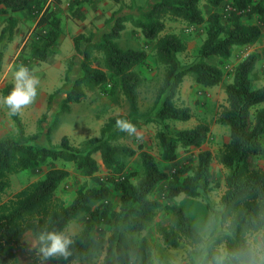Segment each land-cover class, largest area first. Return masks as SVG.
I'll return each mask as SVG.
<instances>
[{
  "label": "trees",
  "instance_id": "1",
  "mask_svg": "<svg viewBox=\"0 0 264 264\" xmlns=\"http://www.w3.org/2000/svg\"><path fill=\"white\" fill-rule=\"evenodd\" d=\"M224 2L207 0L216 10ZM200 3L201 0H156L143 18L132 15L116 17L111 31L105 33L99 42L95 41L93 34L81 33L75 37V51L82 58V75L66 93L58 116L69 113L71 106L85 101L89 93L108 86V94L119 92L130 108L129 115L111 118L102 127L100 136L90 139L84 148L74 146L67 136L57 147L30 144L20 112L10 115L17 128L18 139L0 141V261L13 264L17 258L14 250L23 245L28 234L37 239L42 232H64L73 220L84 215V229L71 238L70 257L65 259L57 255L45 260L38 242V246L28 252L32 263L154 264L147 240L143 238L136 243L133 238L144 232L164 207L171 214V222L168 226H160L158 232L167 247L179 249L183 240L192 246L204 242L185 210L179 205L164 206L162 199L174 202L182 194L197 198L207 193L213 184L212 152L204 150L198 153L193 173L191 169H184L170 176L160 168L151 153L122 143L128 132L120 131L116 124L118 119H124L136 129L141 125L139 95L145 79L139 67L147 64V53L145 50L121 48L118 41L126 23L140 30L146 42L154 43L157 60L166 69L157 94L160 108L154 120H146L147 123L157 122L165 126L169 121L188 122L193 118L190 107L177 104L187 76H194L197 84L204 88L219 86L224 81V70L220 65L209 63L208 59H230L235 47L254 44L263 36L264 1L232 0L229 5L234 11L227 18V23H223L218 11L205 17ZM21 11H27L30 18L37 21V27L47 30L43 37L31 43L29 58L53 62L63 37L61 15L47 7L43 0H0V16ZM244 16H257L259 22L246 24ZM169 18L191 26L207 25L206 39L200 47L197 62L189 66L181 63L179 54L187 50V45L181 36L165 33ZM16 28L17 20L8 17L0 42L12 43ZM257 62V55H249L237 65L232 81L226 85V105L217 117V123L230 130V140L217 156L219 163L228 171L222 210L217 214L225 230L209 243L197 264H215L218 256L225 257L226 264H240L232 256L239 251L251 253L258 264L264 261L250 242L252 236L261 235L264 250V168L257 163L264 154V85L256 86L252 80ZM13 88L14 84L7 85L3 89V97L9 95ZM52 102L50 95L48 111L52 109ZM6 109L9 113L7 106ZM210 133L211 126L207 122L180 130L171 138L163 131L158 132L162 160L174 162L180 150L203 147ZM96 154H100L109 179L94 187L78 189L71 202L58 195L60 185L71 175L63 167L49 169L41 179L30 183L8 201H2L10 187L11 176L43 167L49 162L73 164L78 175L84 178L95 176L101 169ZM136 156L142 173L134 183L133 173H127V164ZM163 182H167V186L162 189V196L153 198ZM112 189L120 194L119 209L111 202ZM94 202H99L97 208H93ZM96 224L108 226L111 232L106 247L100 246L93 238Z\"/></svg>",
  "mask_w": 264,
  "mask_h": 264
},
{
  "label": "rangeland",
  "instance_id": "2",
  "mask_svg": "<svg viewBox=\"0 0 264 264\" xmlns=\"http://www.w3.org/2000/svg\"><path fill=\"white\" fill-rule=\"evenodd\" d=\"M155 1L123 0L122 3L117 4L111 0H43L47 7L57 12L58 9L64 11L61 17L64 24L63 29L67 35L76 33L77 30L82 28L83 24H86L83 27L84 33L87 35L93 34L94 37L97 35L99 38L111 31L116 17L132 15L136 18H143ZM230 3H232V0H225L222 6L216 10L210 7L207 0H201L200 7L205 17H208L213 11H218L223 17V23H227V18L232 14L226 10L227 5ZM22 21L25 22L21 27L15 29L12 43L0 42V101L3 99V89L7 85L15 83L14 73L17 68L21 64L27 66L39 80L34 102L24 106L20 111L25 134L30 144L57 147L62 138L67 136L74 146L84 148L90 139L100 136L102 127L111 118L129 115L130 108L124 97L119 92H116L115 95L108 94L110 88L108 86L89 93L85 101L73 104L69 113L58 116V111L66 93L71 89L73 82L82 75V58L78 54L71 56L70 48L64 45L60 47L63 49L60 55L57 54V47V57L55 56V60L51 63L30 59L29 47L31 43L43 37L47 30L37 27V21L28 15ZM243 21L246 24H258L259 19L257 16H244ZM125 25L126 29L118 41L119 45L125 50H145L147 64L139 67V71L145 79L139 95L141 125L137 128V133L141 139L138 138L137 133L131 135L128 133L126 139L121 140V142L134 147L138 151L144 149L151 153L160 168L170 176L184 169H191V173H193L200 151L209 150L213 154V184L207 193L197 198L182 194L174 202L162 199L164 206L179 205L185 210L193 226L203 236L204 242L192 246L187 240H183L179 249L167 247L158 232L160 226H168L171 222V214L168 213L165 207L160 210L155 220L147 226L144 232L133 238V241L139 243L143 238L147 240L153 254L154 264H197L205 255L209 243L225 230L217 218V214L222 210V197L226 191L228 171L219 163L217 156L220 149L229 142L230 130L228 127L219 125L217 117L222 107L226 105V85L232 81L237 65L251 54L258 56L252 80L256 86L264 85V34L254 44L235 47L230 59H208L209 63L220 65L224 70V81L219 86L204 88L197 84L194 76H187L177 97V104L190 107L193 118L188 122L169 121L165 126V124L157 122L147 123L146 120H154L160 108L157 94L163 83L166 69L157 60L154 43L146 42L140 30L135 29L131 23L128 22ZM206 31V24L191 26L183 21L170 18L166 21L165 33H174L181 36L187 45V50L179 54V59L184 66H189L199 60V50L206 39ZM50 95H52L53 102L52 109L48 111L47 103ZM200 122H207L211 126V133L206 144L199 149L180 150L176 161L164 162L162 160V146L157 136L158 132L163 131L171 138L176 132L193 128ZM49 131L51 132L49 133ZM34 136H37V139H33ZM10 138L18 139L17 128L6 106L0 103V141ZM262 141L264 146V137ZM95 158L101 165V169L99 173L90 178L81 177L75 171L74 165L63 164L62 162H49L43 167L13 175L10 178L9 189L2 196V201H8L27 185L41 179L49 169L63 167L71 172L70 177L67 179L69 184L63 190L65 201L71 202L75 198L78 189L84 186L94 187L109 179L110 176L107 170L103 168L100 154H96ZM257 163L264 168V154L258 159ZM127 167V173H133L132 180L136 183L142 173L139 158L136 156L129 159ZM166 186L167 182L161 183L153 198L161 197L162 189ZM111 202L116 209H119L120 194L113 189L111 191ZM92 206L97 208L99 202H94ZM82 218H84V215L75 220L67 233L77 232L79 227L76 225L79 224L76 223H80ZM110 233L108 226L96 224L93 238L100 243V246L106 247ZM250 242L258 254L264 258L261 235L252 236ZM102 258L103 256L100 261Z\"/></svg>",
  "mask_w": 264,
  "mask_h": 264
},
{
  "label": "clouds",
  "instance_id": "3",
  "mask_svg": "<svg viewBox=\"0 0 264 264\" xmlns=\"http://www.w3.org/2000/svg\"><path fill=\"white\" fill-rule=\"evenodd\" d=\"M14 82V88L10 94L3 97L2 101H0V103L7 106L10 115H17L24 106L34 102L37 96V86L39 84V80L33 75L30 69L23 64L15 71ZM116 124L122 132L127 131L129 135L137 133L136 127L127 120L118 119ZM137 136L141 139L138 133ZM37 239L41 245L39 251L45 260L57 255L67 259L72 255L70 245L73 241L63 232H42ZM232 256L239 260L240 264H258L251 253L246 251L232 253ZM215 264H226V258L218 256ZM260 264H264V261L260 262Z\"/></svg>",
  "mask_w": 264,
  "mask_h": 264
},
{
  "label": "crops",
  "instance_id": "4",
  "mask_svg": "<svg viewBox=\"0 0 264 264\" xmlns=\"http://www.w3.org/2000/svg\"><path fill=\"white\" fill-rule=\"evenodd\" d=\"M63 10L61 9H58V13L62 16L63 14ZM29 16V14L27 13V11H21V12H16V13H10L8 16H0V41H1V34L4 30V28L7 26L8 24V17H13L14 19L17 20V28L18 27H21V25H23V22L22 20L26 17V16ZM64 26V24H63ZM86 24H83L82 25V28H80L79 30H77L76 33H73L72 35H67V33L64 32V29H63V37H62V40L58 46V51H57V54L60 55L61 50H63L62 48H60L61 46L63 47L64 45H67L69 48H70V51H71V56H74L76 53L75 51V45H74V39L76 36H78L79 34L81 33H84L85 30L83 27H85ZM16 28V29H17ZM140 35V34H139ZM95 41L99 42L101 38H99L97 35L94 37ZM57 54H56V57H57ZM230 83V82H229ZM185 88V87H184ZM63 164H68V163H64L62 162ZM73 165V164H72ZM103 168H105L103 166ZM69 183L67 180H65L59 187L58 189V195L63 198L65 200V194L63 193V190L65 188V186H67ZM79 218V217H78ZM76 220V219H75ZM75 220H73L69 226L64 230V234L69 236L70 238H73L74 236H76L77 234H79L83 229H84V226H85V222H86V217L84 216V218L80 219V223H76V224H79V225H76L79 227L78 231L77 232H74V233H67V230L74 224ZM38 246V240L33 237L32 235H27L24 239V243L21 247H17L15 248V253L17 255V258L15 260V262L13 264H33L32 261L30 260V257L28 255V252L29 251H32L34 250L36 247ZM0 264H12V263H6V262H2L0 261ZM34 264H52L51 262L49 261H45V262H42V263H34Z\"/></svg>",
  "mask_w": 264,
  "mask_h": 264
},
{
  "label": "built area",
  "instance_id": "5",
  "mask_svg": "<svg viewBox=\"0 0 264 264\" xmlns=\"http://www.w3.org/2000/svg\"><path fill=\"white\" fill-rule=\"evenodd\" d=\"M226 10L230 13H232L234 11L233 7L231 5H227Z\"/></svg>",
  "mask_w": 264,
  "mask_h": 264
}]
</instances>
